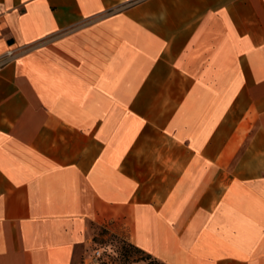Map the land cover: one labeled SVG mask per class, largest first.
<instances>
[{
  "label": "crops",
  "instance_id": "0c3cea01",
  "mask_svg": "<svg viewBox=\"0 0 264 264\" xmlns=\"http://www.w3.org/2000/svg\"><path fill=\"white\" fill-rule=\"evenodd\" d=\"M0 264H264V0H0Z\"/></svg>",
  "mask_w": 264,
  "mask_h": 264
},
{
  "label": "rangeland",
  "instance_id": "374dc122",
  "mask_svg": "<svg viewBox=\"0 0 264 264\" xmlns=\"http://www.w3.org/2000/svg\"><path fill=\"white\" fill-rule=\"evenodd\" d=\"M100 256L97 264H162L137 251L124 239L100 229L94 237Z\"/></svg>",
  "mask_w": 264,
  "mask_h": 264
},
{
  "label": "built area",
  "instance_id": "2783aa9c",
  "mask_svg": "<svg viewBox=\"0 0 264 264\" xmlns=\"http://www.w3.org/2000/svg\"><path fill=\"white\" fill-rule=\"evenodd\" d=\"M14 53L12 51H5L4 53H0V70L14 57ZM100 256L99 250H94L90 256L88 261L85 264H97Z\"/></svg>",
  "mask_w": 264,
  "mask_h": 264
},
{
  "label": "trees",
  "instance_id": "16d2710c",
  "mask_svg": "<svg viewBox=\"0 0 264 264\" xmlns=\"http://www.w3.org/2000/svg\"><path fill=\"white\" fill-rule=\"evenodd\" d=\"M132 246V245H131ZM133 247V246H132ZM137 250V249H136ZM138 251V250H137Z\"/></svg>",
  "mask_w": 264,
  "mask_h": 264
}]
</instances>
